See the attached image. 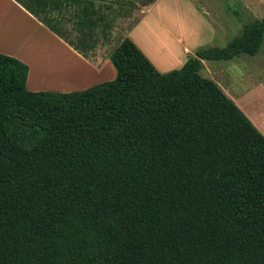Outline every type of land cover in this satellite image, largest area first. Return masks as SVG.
Masks as SVG:
<instances>
[{"label":"trees","instance_id":"obj_1","mask_svg":"<svg viewBox=\"0 0 264 264\" xmlns=\"http://www.w3.org/2000/svg\"><path fill=\"white\" fill-rule=\"evenodd\" d=\"M79 54L99 23L82 0L77 41L55 0H15ZM264 19L226 47L160 73L123 38L116 77L31 92L0 54V264H264V136L203 61L255 56Z\"/></svg>","mask_w":264,"mask_h":264},{"label":"crops","instance_id":"obj_2","mask_svg":"<svg viewBox=\"0 0 264 264\" xmlns=\"http://www.w3.org/2000/svg\"><path fill=\"white\" fill-rule=\"evenodd\" d=\"M55 2L59 8L67 6V9L60 13L56 12L54 16L60 20L63 13L70 9L75 23L77 22L75 15L78 11L75 5L71 3L66 5L62 2L60 4L58 0ZM121 2L122 0H82L84 8L91 12L95 11L93 19H99L92 38L95 44L93 48L86 51L87 56L83 57L15 0H0V54L16 58L28 66L27 89L29 91L69 93L64 89L65 85L62 82L86 80L93 75L92 73L98 74L96 69L101 73L100 76L109 77L110 80L107 81L115 79L116 70L112 62L110 61L112 66L109 63L110 54L105 60L101 57L103 51L110 46L108 44H113L117 36H119L116 40L117 45L123 38H130L154 67L159 72H164L175 67L180 68L188 57L193 56L200 49L199 47H202L200 43L204 40L200 36L203 35L204 30H207L210 36L216 33L212 24L218 27V32L224 33L229 30L224 26L225 17L235 19L250 12V5L246 0H236L233 7L225 3H218L216 0H196L199 3L195 4L193 9L195 21H188L186 16H181L180 19H176L177 23L174 22L177 24V29H175L167 10L160 6L161 0H151L144 5L136 4L132 14L135 21L132 25L130 24L131 26L123 29L124 24H129L127 22L130 20V15L124 21L119 18L118 11L113 13L114 10L110 5H117ZM241 8L244 10H240ZM152 28L157 30L155 35L158 38H164L169 58L157 56L151 43ZM98 35L101 39L98 38ZM71 41L76 43L77 39ZM55 48L62 49L72 58L79 60L81 68L76 69L75 66L70 68L66 65L69 62L61 60L51 50H55ZM192 51H195L194 54ZM215 81L218 83L216 79ZM256 94L249 90L244 94L246 99H241L243 104L229 96L248 119L252 123L254 121L255 125H257L258 119L260 120V117L264 116V99H256L254 97ZM258 131L264 136V129Z\"/></svg>","mask_w":264,"mask_h":264},{"label":"rangeland","instance_id":"obj_3","mask_svg":"<svg viewBox=\"0 0 264 264\" xmlns=\"http://www.w3.org/2000/svg\"><path fill=\"white\" fill-rule=\"evenodd\" d=\"M151 0H122L121 3L110 4L114 12L118 11L119 18L126 21L128 15H130L129 24H124L123 29H125L130 24L132 25L135 19H133V13L136 8V4L144 5L150 2ZM218 3H225L226 5H230L233 7L235 5L234 0H216ZM250 5V12L244 14L243 16H239L238 18H230L225 17L224 26L229 30L224 33L218 32V27L215 24L211 25L215 32L212 36H210L207 30H204L203 35L200 36L204 41L200 43L202 47L199 48H207V47H217L224 48L227 44L234 38L241 35L244 26L251 24L253 21L264 19V0H246ZM199 2L196 0H161L160 6L167 10L168 16L173 21V28L177 29V20L180 19L181 16H186L185 18L190 21H195L194 16V5ZM196 6V5H195ZM238 6V5H237ZM232 9V8H229ZM240 10H244L241 8ZM248 11V9H247ZM72 11L68 9V11L64 12L61 16V25L59 26L61 30L65 32V34L69 37V39L74 40L79 35V30L77 29L74 18L72 17ZM148 16V15H146ZM145 16V17H146ZM129 18V17H128ZM176 22V23H174ZM130 25V26H131ZM24 26V25H23ZM155 27V26H154ZM26 29V28H23ZM122 29V27H121ZM156 29L152 28L151 30V43L155 48L157 56L167 57L169 58L168 52L165 49V40L162 37L161 39L155 35ZM100 38V35H98ZM119 36H117L116 40H118ZM113 42V44H108L106 50L103 51L102 59H107L108 55L113 52L115 47L117 46V41ZM54 54L64 62H69L68 65L70 68L75 66L76 69L81 68V63L79 60L72 58L71 55L62 51V49H51ZM195 51H192L194 54ZM66 60V61H65ZM110 63V60H109ZM111 65V63H110ZM112 66V65H111ZM179 67H175L169 69L164 72L178 69ZM97 75L92 73L93 75L89 76L86 80H70L62 82L64 84V89L66 92H75L88 89L95 84L100 82H104L110 80L109 77L100 76V72L96 69ZM201 76L208 78L214 81L217 85L219 83V87L224 92V94L230 98L232 96L234 99H237L242 103L241 99H246L244 94L249 92L257 93L254 97L256 99H264V43L259 50V52L255 56H249L242 54L237 58L228 61H203L202 68L200 70ZM210 74V75H209ZM218 81V83L215 81ZM261 91V94H259ZM230 94V95H227ZM232 100V99H231ZM243 104V103H242ZM264 106V105H263ZM254 124V121H253ZM254 126L258 130L264 129V116L258 119L257 125ZM260 126V127H259Z\"/></svg>","mask_w":264,"mask_h":264}]
</instances>
